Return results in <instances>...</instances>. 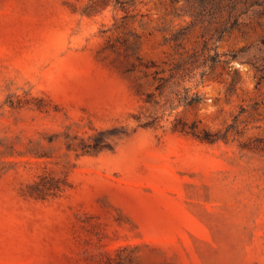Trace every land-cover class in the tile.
Here are the masks:
<instances>
[{
    "label": "rangeland",
    "instance_id": "rangeland-1",
    "mask_svg": "<svg viewBox=\"0 0 264 264\" xmlns=\"http://www.w3.org/2000/svg\"><path fill=\"white\" fill-rule=\"evenodd\" d=\"M0 264H264V0H0Z\"/></svg>",
    "mask_w": 264,
    "mask_h": 264
},
{
    "label": "trees",
    "instance_id": "trees-1",
    "mask_svg": "<svg viewBox=\"0 0 264 264\" xmlns=\"http://www.w3.org/2000/svg\"><path fill=\"white\" fill-rule=\"evenodd\" d=\"M117 133V132H116Z\"/></svg>",
    "mask_w": 264,
    "mask_h": 264
}]
</instances>
